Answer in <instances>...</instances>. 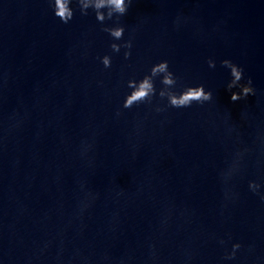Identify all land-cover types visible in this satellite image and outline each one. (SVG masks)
Returning a JSON list of instances; mask_svg holds the SVG:
<instances>
[{"label": "water", "instance_id": "water-1", "mask_svg": "<svg viewBox=\"0 0 264 264\" xmlns=\"http://www.w3.org/2000/svg\"><path fill=\"white\" fill-rule=\"evenodd\" d=\"M119 22L128 58L91 9L0 0V264H264V0H132ZM225 57L254 94L231 100ZM162 58L213 98L123 108Z\"/></svg>", "mask_w": 264, "mask_h": 264}, {"label": "clouds", "instance_id": "clouds-1", "mask_svg": "<svg viewBox=\"0 0 264 264\" xmlns=\"http://www.w3.org/2000/svg\"><path fill=\"white\" fill-rule=\"evenodd\" d=\"M53 14L59 17L64 23H68L74 17L75 10L78 7L81 14L87 15L91 9L97 21L101 23L103 31L107 32L111 39L110 48L112 52L119 53L123 48V56H131L133 39H123L125 25L119 20L123 16L132 0H48ZM106 20L116 22L107 24ZM104 68H110L112 65L111 53L105 52L99 56ZM209 67H215L216 59L209 56L207 58ZM220 63L229 70L230 79L226 83V88L231 92V100L236 101L249 94H254L256 89L253 85L251 76L245 78L244 66L235 62L229 57L220 60ZM180 77L170 66L167 58L159 59L153 62L149 69L142 75H130L124 82L126 91L122 101L123 108H131L134 105L146 103L152 105L155 111H163L165 107L185 108L191 106L194 102L203 104L213 98V90L206 88L204 83H178ZM159 81V87L157 86ZM164 101V103H155L154 100ZM241 154H237V159L233 162L229 174L239 168ZM249 189L259 195L264 200V178L249 179ZM220 243H225L224 238H220ZM241 248L239 240L233 241L231 249H225L224 257L232 260L237 255V250Z\"/></svg>", "mask_w": 264, "mask_h": 264}]
</instances>
